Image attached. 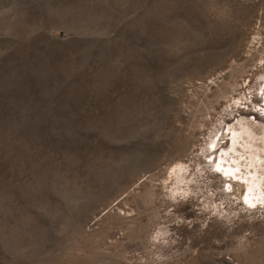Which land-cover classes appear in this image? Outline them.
Returning <instances> with one entry per match:
<instances>
[{
    "label": "rangeland",
    "instance_id": "1",
    "mask_svg": "<svg viewBox=\"0 0 264 264\" xmlns=\"http://www.w3.org/2000/svg\"><path fill=\"white\" fill-rule=\"evenodd\" d=\"M0 264H264V0H0Z\"/></svg>",
    "mask_w": 264,
    "mask_h": 264
},
{
    "label": "bare ground",
    "instance_id": "2",
    "mask_svg": "<svg viewBox=\"0 0 264 264\" xmlns=\"http://www.w3.org/2000/svg\"><path fill=\"white\" fill-rule=\"evenodd\" d=\"M170 167H171V168L168 169L167 173H168L169 176H172V175L174 174V169H175V168H173L172 166H170ZM175 167H176V166H175ZM224 172H225V171H224ZM221 173H222V172H221ZM222 174H223V173H222ZM167 177H168V176H167ZM171 178H172V177H171ZM171 178H170V179H171ZM231 187H232V186H231ZM250 191H251V190H250ZM251 197H252L251 194L248 193L245 199H251ZM245 201H246V200H245ZM251 202H252V201H251Z\"/></svg>",
    "mask_w": 264,
    "mask_h": 264
}]
</instances>
